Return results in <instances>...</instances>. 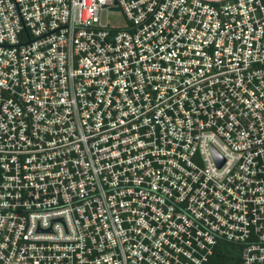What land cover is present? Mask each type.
I'll use <instances>...</instances> for the list:
<instances>
[{
    "label": "built area",
    "instance_id": "2783aa9c",
    "mask_svg": "<svg viewBox=\"0 0 264 264\" xmlns=\"http://www.w3.org/2000/svg\"><path fill=\"white\" fill-rule=\"evenodd\" d=\"M218 240L264 264V0H0V264Z\"/></svg>",
    "mask_w": 264,
    "mask_h": 264
},
{
    "label": "trees",
    "instance_id": "16d2710c",
    "mask_svg": "<svg viewBox=\"0 0 264 264\" xmlns=\"http://www.w3.org/2000/svg\"><path fill=\"white\" fill-rule=\"evenodd\" d=\"M242 246L218 240L205 264H240Z\"/></svg>",
    "mask_w": 264,
    "mask_h": 264
},
{
    "label": "rangeland",
    "instance_id": "374dc122",
    "mask_svg": "<svg viewBox=\"0 0 264 264\" xmlns=\"http://www.w3.org/2000/svg\"><path fill=\"white\" fill-rule=\"evenodd\" d=\"M102 20H106V13L104 12L102 15ZM108 21L111 26H124L125 25V20L124 17L121 13L115 12L113 14H110L108 16Z\"/></svg>",
    "mask_w": 264,
    "mask_h": 264
}]
</instances>
